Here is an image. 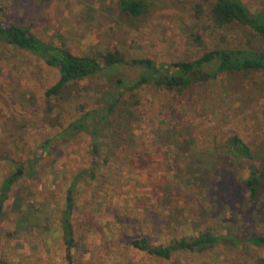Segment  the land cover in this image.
<instances>
[{
    "label": "rangeland",
    "instance_id": "rangeland-1",
    "mask_svg": "<svg viewBox=\"0 0 264 264\" xmlns=\"http://www.w3.org/2000/svg\"><path fill=\"white\" fill-rule=\"evenodd\" d=\"M119 1L0 0V20L28 27L43 41L65 45L80 56L119 50L130 58L170 64L196 60L219 47L261 46L244 28H216L204 0H145L149 10L136 18L122 12ZM241 1L253 11L264 10V0ZM198 5L204 9L199 16ZM139 74L118 68L72 85L64 97L46 99L59 72L0 42V154L8 159L0 163V187L21 171L0 216V264H68L61 224L68 204L74 264H255L263 254L246 244L224 242L204 253L178 251L166 260L132 246L142 237L154 245L168 244L199 236L207 227L239 239L264 236V188L253 201L237 180L248 176V163L233 162L231 168L220 148L207 153L234 134L264 153L262 75H222L186 97L144 87L132 98L129 93L123 97L120 113L103 133L110 140L103 136L99 142L98 157L86 133L43 155L44 141L84 111L102 106L99 94L114 80H135ZM170 115L176 119V126L171 120V142L164 128ZM174 127L184 128L199 144L205 138L213 143L209 148L192 143L185 150L176 144ZM83 172L88 173L80 177Z\"/></svg>",
    "mask_w": 264,
    "mask_h": 264
},
{
    "label": "trees",
    "instance_id": "trees-1",
    "mask_svg": "<svg viewBox=\"0 0 264 264\" xmlns=\"http://www.w3.org/2000/svg\"><path fill=\"white\" fill-rule=\"evenodd\" d=\"M210 3L208 16L216 28L229 29L232 27L244 28L250 31L261 43L257 48L246 47H219L205 51L199 58L193 61H179L170 64L158 63L150 58H130L125 53L116 51L98 52L89 55H76L65 45H55L47 43L41 38L32 34L28 27L17 23L5 24L0 20V42L6 43L16 49L29 53L41 59L47 66L59 72V81L45 94L46 99L64 97V94L72 85L92 81L99 76L111 73L122 67L137 69L140 74L135 80L117 78L109 86V89L101 96L102 106L96 109L84 111L78 120L71 122L64 130L53 139L46 140L41 145L43 155L52 154L56 147L63 146L74 137L82 133L90 134L93 138L91 151L98 157L101 150L100 140L103 138L105 130L111 128L112 119L119 112V106H123V97L130 94L131 98L135 93L144 87H155L164 90L168 94L186 97L188 92L203 83L216 81L222 75H230L242 78L250 77L253 74L262 75L264 80V10H251L241 0H204ZM119 7L122 12L131 17H139L149 10V4L145 0H120ZM3 9L0 6V13ZM198 16L204 14L202 6L197 7ZM259 86V85H258ZM258 89V87H257ZM96 92V90H95ZM98 94V93H97ZM171 108V100H169ZM169 108V109H170ZM120 113V112H119ZM174 114V111H173ZM171 120L176 126L175 116L165 119L167 123L165 136L171 142ZM170 122V124L168 123ZM176 144L185 146V150L198 148L206 143L207 148L212 145V141L205 138V142L199 144L194 140L192 134L185 132L184 128L174 127ZM107 131V132H108ZM106 134V133H105ZM169 135V136H168ZM109 139L108 135L105 136ZM114 137V136H113ZM112 138V137H111ZM179 139L183 141H179ZM110 140V139H109ZM111 141H113L111 139ZM208 143V144H207ZM222 150V159L226 166L234 168L233 162H247L248 176L238 175L237 180L248 191L249 197L257 201L264 188V153L261 147L254 149L246 143L240 136L234 134L219 147L217 144L213 148L207 149V153ZM99 150V151H98ZM206 153V154H207ZM8 159L0 154V163ZM9 164V163H8ZM10 166L22 167L20 163L11 162ZM88 172H83L80 177ZM94 174V171L91 174ZM238 169L236 174H238ZM34 174V170H30ZM92 174V175H93ZM17 174L10 175L3 181L0 187V216L3 213L5 202L16 184ZM77 179V178H76ZM75 179L74 187L77 180ZM202 184L208 188L207 177H202ZM171 186L166 185L167 193ZM171 191V190H170ZM163 200H160L162 202ZM72 204H68V209L63 213L61 224L64 244L66 246V261L74 264L72 255L75 245V233L71 221ZM227 242L231 246L246 244L263 252L257 256L255 264H264V236L248 237L239 239L226 233L217 235L209 227L200 233L199 236L183 237L173 239L168 244L154 245L148 237H142L132 241V246L155 258L170 260L173 254L178 251H192L204 253L213 250L221 243Z\"/></svg>",
    "mask_w": 264,
    "mask_h": 264
},
{
    "label": "water",
    "instance_id": "water-1",
    "mask_svg": "<svg viewBox=\"0 0 264 264\" xmlns=\"http://www.w3.org/2000/svg\"><path fill=\"white\" fill-rule=\"evenodd\" d=\"M21 174V171L18 172V174L16 176H19Z\"/></svg>",
    "mask_w": 264,
    "mask_h": 264
}]
</instances>
